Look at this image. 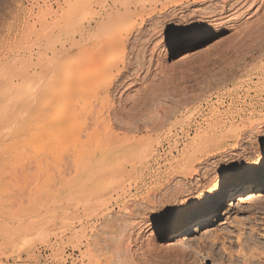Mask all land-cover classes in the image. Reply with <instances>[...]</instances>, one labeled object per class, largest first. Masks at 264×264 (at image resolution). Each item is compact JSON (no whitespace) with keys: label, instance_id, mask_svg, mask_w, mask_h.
Here are the masks:
<instances>
[{"label":"rangeland","instance_id":"rangeland-1","mask_svg":"<svg viewBox=\"0 0 264 264\" xmlns=\"http://www.w3.org/2000/svg\"><path fill=\"white\" fill-rule=\"evenodd\" d=\"M159 1L155 2L154 7L149 6L152 10L145 5V2L135 5L132 3L133 0L124 2L123 0H105L103 4L101 3L105 12L118 7L122 8L125 4L131 11L130 16L125 15L126 18L128 16L130 18L123 20L119 17L123 21L118 22H121L119 24L121 26L117 24V28L122 31L119 38L126 44L128 51L132 50L129 52L132 56L129 55L131 57L130 60L128 59L129 64L122 70L121 79L115 83L114 91L107 94V104H105L114 107L116 116H118L117 121L114 122L111 131L102 136L99 133L89 136L88 133L82 131L81 133L74 130H63L56 136L47 161L37 166L19 165L16 156L23 152L30 158H39L40 147L31 145L24 149L21 147L19 150L9 147L0 156V199H22V204L27 203L26 212L40 211L47 204L45 190L61 176L60 168L55 164L56 159L63 158V155L75 148L76 150L80 147L81 150L108 148L106 142H109L112 143V147L122 152H129L135 166L143 163L142 165H147V169L152 173L148 175L149 173L146 172L142 175L141 169H136L131 174L132 176L125 178L119 184L120 186L118 185L120 188L117 187V189L122 190L116 192L119 196L117 205L112 203L108 213L110 218L114 215L118 217L121 216L119 214H121L122 205L133 202L129 200H134L135 203L142 202L147 197V193L151 195L152 192L153 195L149 198H152L154 194L159 197L160 194L163 199L169 196L167 194H171L169 190L172 186L181 187L180 185L183 184V189L190 187L189 182L188 185L185 183L188 178L185 179L178 174L167 175V177L172 176L168 179V185V182H163L159 178L155 179V174L168 167L164 165L168 159H180L184 150L186 154H189L195 148V145L191 143H197L198 130L201 131L206 124L211 123L210 121L220 118L221 122L223 117L230 113L233 121H236L235 113L241 107L245 109V117L251 115L249 119L252 121L261 117L264 120V5L261 4L262 2H259L260 6L257 2L254 3L256 6L252 4L250 8L245 7L246 10L243 11L241 10L243 7H237L236 9L241 12L237 10L233 12L232 9L222 20L214 17L203 29L196 30L198 25L191 23L193 22L191 16L196 13L204 14V9L194 10L186 2L179 3L180 0ZM158 3L159 7L161 3L164 6L159 8ZM57 4L63 11L67 9L65 13L69 15L68 18L64 22H58L56 24L58 26L55 25L52 28L49 27L50 25L45 28L40 26L41 30H45H42L43 32L38 30L40 20L47 24L53 18L51 13L56 9ZM72 4L74 9H70ZM77 4L78 0H0V38L5 37L6 26L13 23V31L11 29L7 37L17 40L12 57L10 54H2L6 66H4L5 71L4 68L1 70V74L6 75L7 70L13 72L15 70L12 73L17 74V69L20 70V67H23L19 64L22 63L20 59L22 60L25 53L32 48L30 47L31 42L23 44L21 40L19 42V39L26 37L30 40L34 39V34L38 32L36 37L40 39V35L49 30L48 33H50L49 35L47 33V36L58 42H64L65 51L76 50V46H71L69 43L70 41L75 43L79 30ZM155 7L158 8L157 13L161 16L154 13ZM133 14L135 16L132 17ZM136 15L141 17H136ZM101 20L103 17L98 24L103 30L110 26L108 23L105 28L104 25L100 26ZM100 35H103V32ZM18 54H21L20 57ZM18 57L19 61L16 60ZM6 59L13 60L8 62ZM31 64H34L33 61L28 68L24 66L26 69L23 67L21 71H24H19L18 76L21 74L23 78L28 76H30L28 78H37L42 73L41 67L36 70L37 65L34 67ZM12 65L14 67L9 68ZM15 65H20V67L17 66L14 69ZM30 66L33 71L37 72L32 74ZM15 76L13 79L16 80L18 77L15 78ZM15 87V91H12L10 95L8 88L4 89L6 87L3 90L8 93L0 91L3 96L0 97V103L5 96L11 97L19 89L21 92L19 96L18 90L15 96L13 95L14 99L11 97L14 107L19 101L21 103L18 104V108H23L24 103V106L26 103L30 105H28L30 115L43 114L45 102L41 104V101L44 100L45 95L36 92L34 88H28L25 91L16 85H12V90ZM0 122L3 121L0 120ZM124 123L129 127H125L128 130L124 128L123 131ZM234 123L233 126L239 127L238 121ZM4 126L6 127L0 125L1 132L8 128L5 123ZM47 132L50 134V129L42 127L35 131V135L44 136ZM113 135L118 138H114ZM252 137L254 140H251ZM247 139H250L249 143ZM116 143L117 145L114 146ZM240 145L229 161L230 163L225 162V167L228 164L232 165L225 169L224 174L217 179L218 198L213 201V196L210 197L207 208L204 206L206 199L203 196L202 199L198 198L199 201L195 200L186 204L179 203L177 200L175 202V199L169 196L170 203L167 207L162 201V204L158 205L156 200L152 202L149 199L153 204L158 203L156 208L148 207L155 213V222L147 223L148 225L143 226L135 234L127 235L125 232H115V234L113 232L112 235L106 227L107 232H102L104 231V226L101 227L102 221L108 219V215L105 216L106 218L94 217L90 196L78 195L76 199L74 197L67 209L64 208L63 202H57L51 208L49 213L54 214L53 228L56 237L50 238L46 246H36L34 251L26 252L23 245L17 241L14 242L17 244H12L8 228L4 229L1 226L0 244L2 247H0L3 249V245H6L9 248L12 244L9 248L12 252H8L7 249L5 252L2 251L0 264H264L262 262L264 259L261 261L259 258V255L264 256V131L256 137L254 134L247 136L246 141L242 140ZM173 146H176V149L173 150L171 157L168 151L169 147L172 149ZM150 150H152L151 159L149 157L145 161L144 153ZM200 167V172L203 171L205 175L202 166ZM200 175L203 176L201 173ZM173 178L178 180L177 185H174L175 182L170 183ZM165 183L167 186L164 185ZM204 183L201 189L206 186ZM160 184L162 187L165 186V189L168 188L167 193L164 188H160ZM169 185H171L170 188ZM123 188H125L124 191ZM159 191L161 193H158ZM113 194L112 192L110 195L112 199L115 196ZM24 200L27 202L24 203ZM197 203L199 210L194 212L193 208ZM140 209L143 210V207L138 208L139 211ZM147 212L151 211L147 210ZM111 214L114 215L111 216ZM6 230L5 234L8 237L1 235ZM4 255H12L11 257L14 258L4 259ZM17 255H19L18 258Z\"/></svg>","mask_w":264,"mask_h":264},{"label":"bare ground","instance_id":"bare-ground-1","mask_svg":"<svg viewBox=\"0 0 264 264\" xmlns=\"http://www.w3.org/2000/svg\"><path fill=\"white\" fill-rule=\"evenodd\" d=\"M104 1L105 0H78L77 5L79 8L78 9L79 18L77 19H79V23H78L79 30L76 36V41H74L75 43H72V41H70L69 43V45L71 46L75 45L76 50L65 51V48L63 47L64 42H58L57 40L50 39V37L47 36L49 30H47V33L45 32L43 35H40V39H38L39 37L38 38L36 37V35L39 32L37 34H34L35 35V37H33L34 39L30 40L27 39V37L23 39H19V42L21 40L23 44H30L31 42L30 47L32 48L31 50H28L25 53L26 55L24 56L22 55L23 59L22 60L20 59V62L22 63L19 62L18 63L21 66L23 67L25 66L28 68V65H30V63L33 61L34 64H31V66L37 65L36 70L41 67L42 73L38 75L37 78L36 77L28 78L30 76H28L27 78H23L22 77L23 75L21 76L20 73H19L20 75L18 76L19 71L20 72L24 71V70L21 71L23 67L21 68L20 65H15L16 67L14 68L16 69L17 66L20 67V70L17 69L18 70L16 71L17 74H15L17 75L18 78L13 74L15 72L14 69H13L14 72L11 69H10L11 71L7 70V72H5L6 75L4 76L2 75L4 73L1 74V70H3L4 66H6L4 62L5 61L4 56H2V54H10V56L12 57L15 51V47L17 45L16 39H14L13 37L12 39H10V37L9 38L7 37V35L10 34L14 24L10 23L8 26H6L5 34H4L5 37L0 38V75H1L0 91L3 90L4 87H6L4 89L8 88V90L10 91L9 92L10 95V93H13L12 91H15L16 89L15 87L12 90V85L13 86L16 85L20 89L25 91L28 88H34L36 92L39 93L41 92L43 95H45L44 100L41 101L42 102L41 104L45 102V108L43 114L41 115H35V114L30 115L28 113V111H30V108L28 107L29 104L26 103L27 106L26 107L24 106L25 105L24 103V105L22 106L23 108H18L21 103V102L19 103L18 101L16 102L17 105L15 106L18 107L15 108L13 105L14 103L11 101L13 95L15 96V94L18 92L19 89L16 90L17 92L15 94L11 95L12 98L8 95H7L8 97H6L3 94V92L8 93V91L3 90L2 94L5 97L3 98L4 100H1L2 103H0V120L3 121L5 125L8 126V128L3 132L0 131V156L4 151L8 150L9 147H14V149L16 148V150L17 149L19 150V148L21 149V147L24 149L27 146L37 145L41 149V155L39 156V158H30L27 154L26 155L23 154V152L18 153V156H16L19 165L23 166V165L32 164L34 166H37L38 164L45 163L47 161L48 153L52 150L54 146L56 136L63 130H74L77 132L82 131L88 133L89 136L90 134L95 135V133H99L102 136L108 134L111 131L114 122H116L118 119L117 118L118 116H116L117 114L113 106L112 108L111 105L109 106L105 105L107 104L106 103L107 94L110 91L111 92L114 91V86H116L115 83L118 82L119 79H121L120 78L122 76L121 72L122 70H124L125 66L129 64L128 63L130 60L129 58H131L130 56H132V54L131 55L129 54V52H131L132 50L128 51L127 50L128 47L125 46L126 44H124V42L119 38L120 32L122 31L121 30L119 31V28H117V24L119 25L124 19L130 18L129 16L131 11H129L128 9L129 7L126 6L125 4L122 8L118 7V8H114L111 11L108 10L105 12L102 9L103 7L102 2ZM124 1L125 0H123V2ZM157 1L160 2L159 0H133L132 3L136 5L139 2L140 3L145 2V5H147V7L149 6L154 7L155 2ZM182 2L183 3L186 2L189 5V7L194 10L204 9L205 11L204 14L202 15L196 13L194 16L193 15L191 16V20L193 21L191 23L194 25H198V28H196V30L203 29V27L207 26L210 23V21L213 20L214 17H216L218 20H222L223 18L228 16V12H230L232 9L233 12L234 10L240 11L236 9L237 7L238 8L243 7V9H241L243 11L246 10L244 9L245 7L250 8L252 4L254 5V3L257 2L258 5L260 4L259 2H262L261 4L264 5V0H180L179 1V3ZM163 6L164 4L162 3L160 4V7H159V3L157 5V7L159 8H162ZM254 6H256V4ZM55 8L56 9L51 13V16L53 18L50 20L49 23L46 24L43 22V20L39 21L40 24L38 30H41L40 26L42 27L44 26L45 28V26L47 27V25H50L49 27L52 28L58 22L61 21L64 22L65 19L68 18L69 15L65 13L67 9L63 11L61 7H58V4ZM136 8H138V6ZM140 8L142 9V7ZM149 8H148V12L151 9ZM70 9H74L73 4L70 7ZM157 10L158 8H156L154 13H157ZM69 11L70 10H68V13L70 14ZM134 14L132 15V17L135 16ZM159 14L158 16H161ZM125 15H129V16L126 18ZM137 16L138 15H136V17ZM101 17H103V20H101L100 26L104 25L103 27L105 28V26H108L109 24L110 26L107 28H109L110 31L108 29V31L106 32L107 28L103 30L102 27H99L98 22L101 19ZM119 17H122L123 20L121 21ZM138 17L141 16L139 15ZM140 19L142 20V18ZM119 21L121 22L118 23ZM102 32L103 35H100L102 34ZM31 56L34 57L32 58ZM19 57L16 60H18ZM11 60L9 61L7 60V61L11 62ZM12 67L14 66L13 65L11 67L9 66V68ZM25 67L24 69H26ZM34 72L37 71L32 70L31 73L33 74ZM14 76L15 78H17L16 80L13 79ZM106 78H108L107 81H105ZM20 93L21 92L19 90V93H17L18 96ZM0 97L3 96L1 95ZM109 98H110V94H109ZM103 107L105 108L103 109ZM244 111H245L244 107H241L239 110H237V112L235 113L236 121H233L234 120L233 116H230L232 115L231 113L228 116L223 117V120H221V122L219 121L220 118H218V120L216 121H210L211 123L206 124V127H204L205 129L203 128L201 131L198 130L197 132L198 134L196 133L197 143L194 142L191 143V145L192 144L195 145V148L192 149L189 154H186V151L184 150V152H182L181 156L179 157L180 159L174 160L173 158H170L168 159V161L164 163V165L168 166L166 168L164 167L165 170L158 171L159 170L158 169L157 173L154 171L156 173L155 179L159 178L163 182L166 183L168 182L167 185L169 184L168 179L172 178V176L167 177L168 174L174 173L173 175L178 174L181 177H185V179L188 178L186 179L185 183L187 184L189 182L190 187L188 186L189 188L187 189L186 188L183 189L184 188L182 186L183 184L180 185L182 187L181 189V187L177 185L178 180H175L173 178L170 183L175 182L174 185L176 184L177 187L172 186L170 188L171 185H169L170 188L169 192H171V194H167V196L169 195L170 198L175 199L174 200L175 202L177 200L179 201V203L182 202L183 204L190 203L195 200L199 201L200 199H202L203 196L206 199V203L204 204L206 208L209 206L210 197L213 196V201L217 200L219 192L217 190L216 181L224 174L225 169L230 168V166L232 165V164H228L225 167L226 165L225 162H229L232 159V157L236 153L235 152L236 149L241 146L240 142L242 140L246 141L247 136L249 137L254 134L256 137L257 134L260 135V133L264 131V120L262 119V117L253 120L257 122H253L251 119H249L251 115L245 117ZM247 119H249V121ZM237 121L239 122L238 123L239 127L233 126L235 124L234 122ZM3 122L2 123L0 122V125L2 124L3 127H6L4 126ZM126 126L127 125L125 124L123 127V131ZM42 127H48L50 129V134L47 132V134L44 136L35 135V131H37ZM101 136L99 135V138H101ZM116 137L114 136V138ZM250 139H247V142ZM251 140H254L253 137ZM106 143H107L106 147L108 148L104 147V149H100V150H86V148L85 150H81V147L80 149L77 148L78 150H76L75 148L69 150L67 154L63 155V158L56 159L55 164L57 165V167L60 168L61 176L57 179L56 182H52L48 186L47 190H45L47 204H45V206L42 207L40 211H34L31 213L26 212L25 211L27 208L26 200H24V203H26L24 205L22 204L23 202L22 199H17V198L6 199V200L0 199V227L2 226L4 227V229L8 228L10 232V235L9 234L8 235L9 238H11L12 244H17L14 243L17 241L19 244L23 245V249L26 252L31 250L34 251V248L36 246H46L50 238L56 237L53 228L54 214L52 212L49 213L51 208L57 202H63L64 208L67 209L71 205V202H73L74 197L76 199L77 198L76 196L78 195L79 196L86 195L87 197L90 196L94 210L93 216L106 218L105 216L108 215V213L110 212L109 210H111L110 208L112 203L117 205L119 196L118 194H116V192L117 190H122V189H117V187L120 186L119 184H121L125 178L126 179L129 178L130 175L133 172H135L136 169H141L140 171L142 175L143 173L146 172L149 173L148 175L152 174L149 171V169H147L146 167L147 165L146 166L142 165L143 163L142 164L138 163V165L135 166L134 162L131 161L129 152H122L118 148L112 147L113 146L112 143L109 142ZM104 144L105 143H103V145ZM116 145L117 143L114 144V146ZM173 147L174 148L172 149L171 147H169L170 150L168 151V154L171 157L173 154V150L176 149V146ZM151 151L152 150L146 151L144 153L145 161L151 156L150 155ZM149 159H151V157ZM135 164H137V162ZM200 166H202V169L205 171V175L203 171L200 172L199 169ZM138 171L137 173H139ZM200 173L203 176H201ZM180 179L182 180L183 178ZM201 179H203L205 182L207 181V183H204V181L202 182ZM166 183L164 184L165 186H167ZM202 183L208 186V188L204 186L202 187L203 189H201ZM160 185L161 188L162 184ZM164 187H162V189ZM172 188H173L172 190L173 192L171 191ZM124 189L125 188H123V191ZM167 189H165V193H167L166 192ZM160 191L158 193L162 192ZM112 192L115 194L113 199L110 196ZM148 194L149 193H147V197L144 198L142 202L139 201V203H135L134 200H129V201H133L131 202V204L128 203L125 204V202H123V204L125 205H122L123 206L122 208L119 207L121 208V214H119L121 216L117 215L118 217H114L115 215L111 214V216L112 215L114 216L110 218L109 216L110 214H109L107 216L109 218L106 220L104 219L105 221H102L103 225L102 224H101L102 226L100 225L101 227L104 226L103 227L104 231L102 232L106 231L105 230L106 227L108 232L112 233V235L113 232L114 233L125 232L127 235L131 233L135 234L138 233L143 226L155 222V213H153L152 212L153 210L150 209H153L154 207L156 208V204L158 203H159L158 205H161L162 204L161 201L164 202L165 207H167L168 204L170 203V198H168L169 196L167 197L165 194L164 195L167 198H163L165 197L163 196L162 198L164 200L161 199L160 194L159 197L154 194L152 198H149V196L151 197V195H153V192L151 193V195ZM149 199H151L152 202L153 200H156V202L158 203L155 202L156 204H153ZM171 202L173 201L171 200ZM195 205L196 206L193 208L195 210L194 212L199 210V204L197 203ZM141 207H143V210L140 209L139 211L138 208ZM148 207H150V209H148ZM147 210L151 212H147ZM97 224H98L97 226L99 227V223ZM6 232L7 230L4 231V233L1 235H6L5 234ZM97 233H99V231ZM102 234H101V238L103 236ZM103 240L104 238L102 239V241ZM12 244L10 245V247L12 246ZM0 246L2 247L1 244ZM3 246H4L3 249H1L0 247V254L2 251L5 252L6 249L8 250V252H12V250H9L10 247L8 248V246L6 245ZM11 256L12 255H4L3 258L4 259L6 257L10 258ZM18 257L19 255H17V258ZM259 258L262 261L264 259V256L261 257V255H259Z\"/></svg>","mask_w":264,"mask_h":264}]
</instances>
